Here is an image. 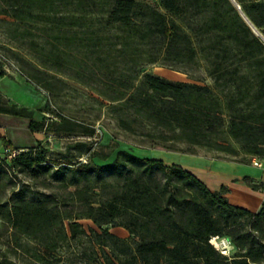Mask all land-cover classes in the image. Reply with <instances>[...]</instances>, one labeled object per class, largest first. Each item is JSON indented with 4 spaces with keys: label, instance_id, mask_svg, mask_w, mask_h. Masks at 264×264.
Here are the masks:
<instances>
[{
    "label": "trees",
    "instance_id": "obj_1",
    "mask_svg": "<svg viewBox=\"0 0 264 264\" xmlns=\"http://www.w3.org/2000/svg\"><path fill=\"white\" fill-rule=\"evenodd\" d=\"M157 1L162 10L147 0H0V14L61 30L91 27V15L101 13L105 23L147 45L145 60L151 63L185 65L200 50L219 92L209 84L154 73H145L133 86L137 71L95 69L91 77L96 89L114 102L118 125L163 149L196 153L194 148L202 147L264 157V0H235L240 9L233 0ZM206 37L210 39L204 42ZM67 38L53 35V41ZM52 63L62 64L57 58ZM29 77L50 86L38 74ZM0 113L29 118L32 130L44 127V121L32 119V110L1 92ZM58 116L59 127L74 131L78 125L89 136L95 132ZM5 145L21 150L14 156L0 151L3 172L50 174L69 189L63 201L53 194L25 195L23 188L0 200V219L45 251L58 253L53 258L57 262L69 243L83 235L88 248L81 254L91 264H264V202L257 211L234 205L225 196L226 186L213 191L178 164L124 148L100 154L83 142L79 153L89 151L90 162L69 159V165H62L55 160L51 165L32 148ZM94 157L104 162H93ZM82 218L91 219L96 228L81 227ZM115 227L128 235L119 236L111 230ZM212 236L227 237L234 254H222L209 241ZM33 256L40 264H53L42 251L34 250Z\"/></svg>",
    "mask_w": 264,
    "mask_h": 264
},
{
    "label": "rangeland",
    "instance_id": "obj_2",
    "mask_svg": "<svg viewBox=\"0 0 264 264\" xmlns=\"http://www.w3.org/2000/svg\"><path fill=\"white\" fill-rule=\"evenodd\" d=\"M147 1L162 10L157 0ZM91 17V27L59 30L45 26L42 22L29 24L0 14V73H4V78L0 80V87H4V92L1 89L0 92L9 101L32 110V119L44 121L42 129L32 130L29 127V118L0 114V148L5 142L17 147L32 148L40 154L44 162L51 165L55 160H59L62 165H69V159L90 162L89 151L79 153L84 148L81 145L83 142L89 143L90 151L100 154L119 147L141 156H150L152 148L161 149L148 137L126 131L118 125L116 112L112 108L114 102L96 89L97 82L91 77V71L95 69L113 74H133L137 71L138 77L133 81V86L145 73H154L172 80L209 84L217 92L220 91L210 74V63L200 50L193 62L185 65L147 62V45L141 40L135 36H127L125 30L105 23L101 13H95ZM54 34L60 37L67 35V41H53ZM73 38L75 40L71 41ZM209 39L206 37L204 42ZM54 58L59 59L62 64L52 63ZM242 70L247 71L245 68ZM31 73L49 80L50 86L46 88L44 83H36L29 77ZM58 114L79 125L92 126L95 129L94 134H82L78 125L73 127L74 131L59 127L57 124L62 121ZM230 141L239 147L236 142ZM182 146L187 148L185 144ZM198 148L202 149L195 147L196 153ZM218 153L229 159L252 162V156L241 152ZM112 155L104 161L110 160ZM104 161L93 158V162ZM9 176L0 169L2 201L8 200L19 188H23L25 195L53 194L62 201L68 194L69 189L59 186L58 181L50 174L33 177L24 171H17ZM99 193L96 189L95 194ZM78 222L87 230L89 227L96 228L91 219L82 218ZM111 230L122 237L128 235L121 227ZM81 237L80 241L72 240L61 252L65 256L58 263L53 260L59 256L58 253L45 251L27 236L14 232L13 228L0 219V262L40 264L33 256L34 250H39L49 260H53V264H91L90 259L81 254L88 248L86 238L83 235ZM222 238L225 240L221 242ZM216 244L219 247L226 246L228 257L235 252L234 245L225 236L219 237ZM215 248L218 249L216 246Z\"/></svg>",
    "mask_w": 264,
    "mask_h": 264
},
{
    "label": "crops",
    "instance_id": "obj_3",
    "mask_svg": "<svg viewBox=\"0 0 264 264\" xmlns=\"http://www.w3.org/2000/svg\"><path fill=\"white\" fill-rule=\"evenodd\" d=\"M0 75L2 80L4 73ZM0 89L4 92V87ZM7 146L2 145L0 151ZM10 146L17 147L11 144ZM200 149L198 148L197 153H186L152 148L149 155L168 164H178L193 172L213 191L224 185L225 196L232 204L251 211L259 210L264 202V157L252 156V160L262 163L261 166H257L250 161L222 157L215 150Z\"/></svg>",
    "mask_w": 264,
    "mask_h": 264
},
{
    "label": "built area",
    "instance_id": "obj_4",
    "mask_svg": "<svg viewBox=\"0 0 264 264\" xmlns=\"http://www.w3.org/2000/svg\"><path fill=\"white\" fill-rule=\"evenodd\" d=\"M20 150H21V148H18V149H12V150H11L10 148H4V149H3V151L8 152L10 156H14V155L18 154ZM252 163H253L254 165H257V166H261V165H262V163L259 162V161H257V160H252ZM212 238L219 239V236H212V237L210 238V240H209L213 245H215V244L212 242ZM223 239H224V238H222L221 240H223ZM224 240H225V239H224ZM227 242H228V241H227ZM215 246H216V245H215ZM216 247L219 249V251H220L222 254H224V255H227V254H228L227 249H225L226 246L219 247V245H218V246H216Z\"/></svg>",
    "mask_w": 264,
    "mask_h": 264
},
{
    "label": "water",
    "instance_id": "obj_5",
    "mask_svg": "<svg viewBox=\"0 0 264 264\" xmlns=\"http://www.w3.org/2000/svg\"><path fill=\"white\" fill-rule=\"evenodd\" d=\"M234 4L236 5V7L238 9H240V6L236 3L235 0H233ZM241 15L244 17V19L246 20V22L249 24V26L252 28L253 32L256 35H260L259 31L256 29V27L248 20V18L246 17V15L240 10Z\"/></svg>",
    "mask_w": 264,
    "mask_h": 264
},
{
    "label": "bare ground",
    "instance_id": "obj_6",
    "mask_svg": "<svg viewBox=\"0 0 264 264\" xmlns=\"http://www.w3.org/2000/svg\"><path fill=\"white\" fill-rule=\"evenodd\" d=\"M216 241H217V239L215 240V243H216ZM223 240H221V242H222Z\"/></svg>",
    "mask_w": 264,
    "mask_h": 264
}]
</instances>
